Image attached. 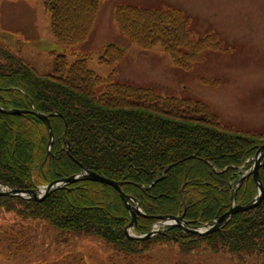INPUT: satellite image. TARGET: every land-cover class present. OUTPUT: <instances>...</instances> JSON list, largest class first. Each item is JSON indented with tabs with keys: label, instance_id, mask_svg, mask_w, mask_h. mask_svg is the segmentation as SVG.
Masks as SVG:
<instances>
[{
	"label": "trees",
	"instance_id": "16d2710c",
	"mask_svg": "<svg viewBox=\"0 0 264 264\" xmlns=\"http://www.w3.org/2000/svg\"><path fill=\"white\" fill-rule=\"evenodd\" d=\"M101 1L43 0L55 40L65 48L83 41ZM113 17L129 42L144 49L159 47L184 70L200 61L207 49L219 48L215 34L192 40L189 18L179 8L119 4ZM124 59L123 49L115 44L106 45L98 58L109 66L121 65ZM0 104L48 115L53 132L50 157L43 163L49 138L44 123L29 113L0 112V181L32 189L84 167L120 181L122 190L140 203L146 216H137L139 234L148 232L158 215L182 213L181 190L190 228L226 212L229 180L241 166H251L246 160L264 143V134L222 125L199 100L161 97L149 87L117 82L112 75L101 78L82 56L68 65L65 55H58L55 75L38 74L0 45ZM259 176L264 189V167ZM256 193L250 176L237 189L236 202L244 205ZM1 209L17 218L0 231L2 236L18 233L15 222L42 220L61 234L96 237L119 254L99 264H146L152 245L176 243L193 256L212 253L240 264L264 261V194L254 208L234 214L218 231L195 236L168 226L139 241L124 233L130 217L117 190L99 182L80 180L41 201L0 197ZM49 264L87 262L68 253Z\"/></svg>",
	"mask_w": 264,
	"mask_h": 264
},
{
	"label": "rangeland",
	"instance_id": "374dc122",
	"mask_svg": "<svg viewBox=\"0 0 264 264\" xmlns=\"http://www.w3.org/2000/svg\"><path fill=\"white\" fill-rule=\"evenodd\" d=\"M119 4L179 8L189 18L192 40L215 34L219 48L207 49L190 69H181L159 47L141 48L119 33L113 17ZM108 44L124 50V62L118 67L98 60ZM0 45L39 74L55 75L58 55H65L68 65L78 56L85 57L87 67L101 78L112 75L117 82L149 87L161 97L199 100L222 125L264 134V0H102L88 36L68 48L53 37L43 0H0ZM12 215L0 210V231L17 219ZM20 223L15 222L18 233L13 230L10 238L0 233V264H49L68 253L83 256L87 264H99L119 255L96 237L61 234L42 220ZM15 241L18 245L13 247ZM152 247L146 264H194L196 260L240 264L212 253L178 252L169 244ZM10 251L18 252L10 257Z\"/></svg>",
	"mask_w": 264,
	"mask_h": 264
},
{
	"label": "water",
	"instance_id": "95a60500",
	"mask_svg": "<svg viewBox=\"0 0 264 264\" xmlns=\"http://www.w3.org/2000/svg\"><path fill=\"white\" fill-rule=\"evenodd\" d=\"M0 111L4 112V113H9V114H20L22 112L25 111H19V110H14V109H7L4 110L0 107ZM34 115H36L39 119H41L46 127L48 128L49 131V143H48V149L50 147V145L52 144V130L49 124V120L47 116H44L42 114L33 112ZM49 154V151H47V155ZM264 159V144H262L261 146H259V148L257 149L254 157H253V166L251 167V169L249 170V175L251 174L253 176V180L255 182V184L258 186V193L257 195L246 205L241 206L240 204H235V195L231 196V201H230V208L227 212H225L223 215H221L216 223L210 227V229H208L206 231V233L212 232L217 230L218 228H220L221 225H224L226 223V221L235 213L237 212H242V211H246L248 209L253 208L255 205H257V203L260 201L262 194H263V188L262 185L260 183V178H259V172L258 169L260 166H264V163H262V160ZM78 180H91V181H96V182H100L103 184H107L109 186L114 187L121 199L123 200L127 210L129 211L130 217H131V221L128 224V226L125 229V233L126 235L133 240H146L148 238H150L151 236H153L154 234L157 233L158 230H154L152 229L151 231H149L146 235H134L130 232V229L136 225V214H140V206L138 203L134 202V205L132 206V204L130 203V198L128 196L125 195V193L122 191L121 186H120V182H116L110 179H107L105 177H102L98 174H96L95 172L89 171L87 169H84L80 174L78 175H72L68 178H64V179H60L57 181H54L52 183H50L49 185H47L43 191H41L40 189H33V190H20L18 188H9L8 191H4V192H0V196H6V197H14V196H20L24 199L26 198H33L37 201L42 200L43 198H45L46 196H48L50 193H52L53 191H55L57 188L65 185V184H69V183H73L76 182ZM160 221H167L166 223L169 224L170 223H174L179 225L180 227H183L184 223L182 221V215L181 216H158ZM191 233H199L196 230H190Z\"/></svg>",
	"mask_w": 264,
	"mask_h": 264
}]
</instances>
